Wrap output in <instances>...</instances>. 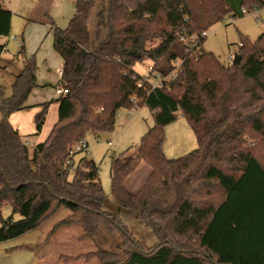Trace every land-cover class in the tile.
<instances>
[{"label": "trees", "instance_id": "trees-1", "mask_svg": "<svg viewBox=\"0 0 264 264\" xmlns=\"http://www.w3.org/2000/svg\"><path fill=\"white\" fill-rule=\"evenodd\" d=\"M0 0V38L12 29V11ZM97 0H76L65 27L50 21L53 46L63 59L55 100L58 117L31 151L10 116L29 107L42 130L50 102L27 105L38 87L37 62L17 56L24 68L7 97L0 86V243L41 229L65 206L61 225H79L83 240L104 230L119 233L114 248L98 245L80 257L98 264H264V33L242 38L235 60L224 64L204 49H187L180 34L201 33L226 14L242 17L264 0H104L92 29ZM244 9V10H243ZM151 39L160 41L148 48ZM7 44L0 42V58ZM149 59L150 74L169 76L152 88L136 63ZM180 68L176 69V63ZM146 105L154 125L128 160L113 159L112 191L158 239H137L123 221L103 209L99 167L86 152L70 156L89 132L113 131L121 109ZM187 119L197 147L179 158L166 156V126L178 112ZM147 163L151 171L138 191L128 180ZM8 205L12 215L5 217ZM20 218L15 219L14 214ZM33 248L35 246H28Z\"/></svg>", "mask_w": 264, "mask_h": 264}, {"label": "rangeland", "instance_id": "rangeland-1", "mask_svg": "<svg viewBox=\"0 0 264 264\" xmlns=\"http://www.w3.org/2000/svg\"><path fill=\"white\" fill-rule=\"evenodd\" d=\"M6 1L9 9L13 13V23L10 35L0 38L1 43L7 44V50L0 58V86L3 87L5 95L9 97L13 93V82L24 68L23 58L17 56V54L20 50L19 39L23 38L27 19L29 17L31 19H45L54 21L60 27H65L75 13L76 0ZM103 2L104 0H97V5L91 12L89 20L91 29L93 23L97 21L96 15L101 9ZM206 31L208 35L204 40V49L215 53L224 64L229 65L233 61H230L228 58L230 55L237 56L242 38H249L251 41H255L264 33V5L242 17H233L231 14H226L223 18L206 28ZM15 37L19 39L17 40ZM47 39L48 37L46 38L45 45H41L42 42L40 41L36 43L34 38L31 39L29 45L33 46L34 50L31 53L27 50V53L31 55L30 57L34 55L36 59L38 67L37 77L44 79H42V86L37 88L41 89L40 93L31 101H38L34 102L38 104L40 99L45 97L50 102L42 130L37 133L35 123V116L41 109L39 106L29 107L23 111L15 112L10 116L11 123L20 131L23 140L29 142L28 145L31 151H33L40 141H43L47 137L58 117V104L55 100L59 97L57 88L60 87V63L55 60L54 62L49 61V64L46 63V54L48 55ZM159 41L160 39H151L147 42V47L150 48ZM39 50L40 59L37 54ZM51 51L55 52V56L60 58L59 53L53 47V43L51 45ZM49 57L48 55L47 59L50 60ZM151 64L152 62L146 59L136 63L134 69L143 76L148 75ZM181 124L186 126V132L179 131ZM153 125V113L146 105L133 109H121L117 115L116 127L113 131L103 132L97 138L92 132H89L85 138L89 144V150L86 154L94 159L99 167V176L105 191L103 209L119 217L137 239L144 241L150 247H154L158 243V239L150 228L138 220L134 211L123 207L114 196L112 191L111 166L113 159L119 158L126 161L134 156L141 138ZM165 131L166 139L163 150L167 157L172 159L179 158L197 147L196 136L187 119L182 115V112H178L177 119L172 125L166 126ZM190 141L191 146H189ZM82 155L83 152H80L76 155V158L78 159ZM150 171V165L142 163L139 170L128 180V188L134 192L138 191L147 179ZM3 213L7 218L12 215V209L5 206ZM69 214L70 210L65 206H61L57 213L43 227L46 235H50L51 232H58L62 228H67V233L72 235L73 238L71 244L78 243L77 237L83 232L79 225H61L53 231L55 224ZM14 218L18 219L20 215L16 213L14 214ZM120 240L121 236L119 233L109 234L103 230L95 240H83V251L81 253L95 250L98 245L106 248H114ZM92 260L91 264L99 263L96 258Z\"/></svg>", "mask_w": 264, "mask_h": 264}, {"label": "crops", "instance_id": "crops-1", "mask_svg": "<svg viewBox=\"0 0 264 264\" xmlns=\"http://www.w3.org/2000/svg\"><path fill=\"white\" fill-rule=\"evenodd\" d=\"M5 6L9 8L7 1H5ZM27 20L28 21L26 25V30L23 33V38L22 39L18 38L20 44L23 45L26 53L27 50L31 53L32 50H34V47L29 45L31 39L34 38L36 43L37 42L39 43L40 41L42 42L41 45H45L46 38L48 37L47 52L48 55L50 56L49 57L50 60L47 59L48 55L46 54V61H47L46 63L49 64V61L54 62V60L60 63V67H59V73H60L63 67V59L60 54H58L60 56V58H58L57 56H55V52L51 51L54 30L52 28L50 21L45 19H31L30 17ZM12 23H13V18H12ZM26 44H27V48H26ZM37 54L39 55V59H40V50L37 52ZM27 56L30 57L31 55L27 53ZM150 67H152V64L149 66V68ZM42 79L40 77H37L38 87L42 86L44 80ZM38 87H36L30 94L26 103L27 105L33 106L37 104L34 102H38V101L32 102L31 100H33V98H36L37 94L40 93L41 89H37ZM44 102H49V101L47 100V98L42 97L38 104ZM169 125H172V123ZM179 127H180L179 131L186 132V126H183L181 124ZM92 133L96 138L98 137V135L101 134L96 132H92ZM27 143L29 144V142ZM109 144H111V142H109ZM189 146H191V141L189 142ZM137 148L135 152H137L138 150ZM6 207H10V206L6 205ZM45 225L43 227H45ZM43 227L41 229L30 231L15 239H11L6 242L0 243V264H91L92 263L93 260L87 261L83 259V257H80V255L82 254L81 252L83 251V239L80 238L81 234L77 237L78 243L71 244L73 238L72 235H69L67 233L66 230L67 228H62V230L58 232L55 233L51 232L50 235H46V232L43 230ZM28 246H35V247L29 248Z\"/></svg>", "mask_w": 264, "mask_h": 264}, {"label": "built area", "instance_id": "built-area-1", "mask_svg": "<svg viewBox=\"0 0 264 264\" xmlns=\"http://www.w3.org/2000/svg\"><path fill=\"white\" fill-rule=\"evenodd\" d=\"M207 35H208V32L206 30L201 33H186V34L183 33V34H180V40L183 42L184 45L187 46V49H190L192 47L197 46L202 39L207 37ZM228 59L230 61H234L235 56L230 55ZM180 66H181V63L177 62L176 69L180 68ZM151 70H152V67H150V71ZM175 71H173L169 76H166V77L160 74L151 75L150 73L148 75H144L142 81L139 83V86H142L144 81H150L152 88L161 86L164 84V82L167 79L174 77ZM60 74H62V70L60 71ZM67 92H68L67 88H63L61 86L57 88V93L59 95L63 93H67ZM88 150H89V144L84 139V140L79 141L72 147V149L70 150V156H74L78 152H87Z\"/></svg>", "mask_w": 264, "mask_h": 264}, {"label": "water", "instance_id": "water-1", "mask_svg": "<svg viewBox=\"0 0 264 264\" xmlns=\"http://www.w3.org/2000/svg\"><path fill=\"white\" fill-rule=\"evenodd\" d=\"M240 59H241V57L237 54V56H235V61H236V62H239Z\"/></svg>", "mask_w": 264, "mask_h": 264}]
</instances>
